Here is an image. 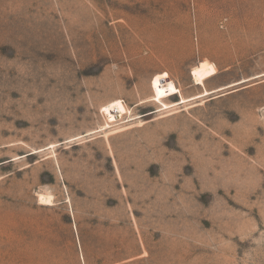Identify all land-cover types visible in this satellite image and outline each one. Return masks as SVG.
<instances>
[{
    "label": "rangeland",
    "instance_id": "374dc122",
    "mask_svg": "<svg viewBox=\"0 0 264 264\" xmlns=\"http://www.w3.org/2000/svg\"><path fill=\"white\" fill-rule=\"evenodd\" d=\"M0 264H264V0H0Z\"/></svg>",
    "mask_w": 264,
    "mask_h": 264
},
{
    "label": "bare ground",
    "instance_id": "6f19581e",
    "mask_svg": "<svg viewBox=\"0 0 264 264\" xmlns=\"http://www.w3.org/2000/svg\"><path fill=\"white\" fill-rule=\"evenodd\" d=\"M190 74H191L192 79L195 81L194 83L196 85L203 86L204 81L213 77L216 74V71H215V68L213 65H210L207 63H202L199 66H197ZM157 87H158V90L160 92V96L164 97V98L171 97V96L175 95V93H176L175 87L173 85H166L162 81L158 82ZM209 93H211V92L204 90L203 95H207ZM154 100H158V98H156ZM162 107L166 109L167 104H162ZM39 200H40V202H50V197L44 198L41 196Z\"/></svg>",
    "mask_w": 264,
    "mask_h": 264
}]
</instances>
